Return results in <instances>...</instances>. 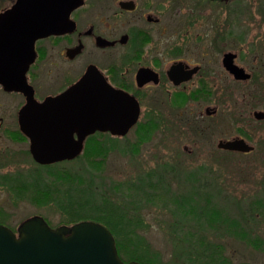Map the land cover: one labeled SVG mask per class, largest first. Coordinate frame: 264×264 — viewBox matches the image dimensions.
Segmentation results:
<instances>
[{"label": "rangeland", "instance_id": "1", "mask_svg": "<svg viewBox=\"0 0 264 264\" xmlns=\"http://www.w3.org/2000/svg\"><path fill=\"white\" fill-rule=\"evenodd\" d=\"M11 2L12 0H0V11L7 9ZM178 7L181 9L183 21H175L174 25L191 31L190 37L196 42L192 46L199 47L195 36L202 33L206 37L208 57H213V53L219 56L222 51L219 50L220 47L225 50L241 48L240 63L248 67L247 50L254 43L261 46L264 41V18L261 17L264 0L235 2L206 0L201 11V6H196L192 17L186 16L187 6ZM175 12L176 15L179 14L177 7ZM200 13L203 15L201 19ZM197 15L200 17L198 18ZM167 22H170L169 18ZM172 25L171 23L169 29ZM231 32H234L235 37L237 36V45L232 44ZM47 67L42 66V77ZM219 67L210 69L208 83L216 91L218 82H221L224 90H227L228 98L223 101L225 103H220V112L211 118H204V122L210 123L212 128L206 138L204 137L205 127L199 119L189 120L183 116L182 121L180 118L169 116L167 113L171 112L170 107L163 103L162 105H166V108L161 109H166V112L158 116L160 120L158 129H151L143 135H137L136 131L131 129L123 137L119 134L118 136L110 133L97 134L87 138L78 156L59 160L52 166L58 169L70 168L72 171L86 172L85 176L92 171L95 182H100L99 185L103 190L109 189L111 181L115 183L134 181L140 174L155 171V174L159 175L163 171L161 173H165L164 178L170 191L185 193L192 188H200L202 192L210 193L211 201L215 202L230 218L238 220L246 234L264 241V120H258L252 115L254 108L263 109V102L258 98L250 99L248 85L240 82L235 86L227 77L221 80L217 75ZM79 73L80 70H77L74 74ZM55 75L54 72L50 74L53 80ZM41 82L43 84V79ZM36 83L39 84V79ZM50 84L52 85L53 82L47 81L41 85L43 88L42 91L39 90L40 93L52 91L50 89L54 87ZM232 89H235L233 93ZM7 97L9 95L0 89V115L6 109ZM210 104L214 105L215 102ZM148 109L151 110L148 105L145 106V110L148 111ZM195 111L193 109L194 113ZM9 120V117L4 116V123L0 126V151L10 150L13 158L7 164L0 166V174L28 175L36 172L39 164L33 159L31 153L26 151L27 144L11 141L2 132V127ZM186 120H189L188 124ZM236 136L243 137L254 145V150L244 153L220 149L217 146L220 138L227 140ZM88 142L91 148L89 153L104 146L108 149L105 159L102 160L101 169H92L88 166L86 156L91 157L89 153L87 155L85 153ZM92 156L97 159L96 161L101 160L100 155L95 152ZM22 159H27V163H23ZM95 163L98 164V162ZM164 167H168L166 172ZM1 182L0 178V212L4 218L0 215L1 223L13 229L20 221L36 215L43 216L52 226L58 223L68 225L64 222L65 216L53 203L38 204L30 200L28 195L18 197L19 194H13ZM96 187L100 188L98 185ZM125 187V185L122 186L123 191ZM115 192L119 191L115 190ZM162 204L164 199L155 198L154 202L140 209L144 224L140 231L144 235L149 253L157 264H185L181 260L183 242L175 237L174 229H190V232L184 235L195 243L202 240L200 245L209 241L222 244L224 254L234 263L264 264V250L247 244L241 237L236 234L231 235L226 230L199 227L194 219H190L183 225L175 224L170 211ZM260 244L264 246V242ZM122 252L124 254V251Z\"/></svg>", "mask_w": 264, "mask_h": 264}, {"label": "flooded vegetation", "instance_id": "2", "mask_svg": "<svg viewBox=\"0 0 264 264\" xmlns=\"http://www.w3.org/2000/svg\"><path fill=\"white\" fill-rule=\"evenodd\" d=\"M205 1L82 0L81 4L70 11L68 23L63 27V31L40 36L34 40V59L23 73L24 83L29 86L28 89L9 90L0 82L2 92L9 95L8 99L6 98V109L0 115V126L4 123V116L10 119L2 127L5 137L11 141L15 140L18 144H27L26 151L30 153L32 139L38 137L40 140L42 134L48 133L49 138L47 137L45 141L51 142L53 153L57 154L59 137L62 139L65 131L66 133L71 131L68 143L72 145L74 140H78L79 132L70 126V121H62L63 113L59 110L62 109L70 115L75 113L80 115L82 110L83 114L88 115L87 111H93L96 101L107 94L109 98L113 96L119 100L121 104L119 109L122 113L126 112L132 98L138 106L137 117L123 134H119L121 131L113 133L109 128H97L86 134L81 139L82 149L87 138L97 134L110 133L117 136L119 134L123 137L131 129H134L137 135L158 129L160 124L158 116L166 112V109H161L166 106L162 105L163 103L170 107L171 112L167 113L169 116L181 120L183 116L189 120L199 119L205 127V132H208L206 134L204 132L206 138L212 128L210 123L204 122V118H211L220 112V103L228 98L227 90H224L221 82H218L216 91L208 83L210 69L219 66L217 75L221 80L227 77L235 86L240 82L248 85L250 99L258 98L263 102V109L254 108L252 115L258 120H264V41L261 46L254 43L247 50L249 59L247 67L240 63L241 48L225 50L220 47L219 50L222 51L219 56L213 53V57H208L206 37L202 33L195 36L199 47L192 46L196 42L190 37L191 31L174 25L175 21H183L178 6H187L186 16L192 17L196 6L200 5L201 11ZM235 1L238 0H233ZM15 3L16 0H12L8 8ZM176 7L178 15L175 12ZM200 16L198 18L201 19L203 15L200 13ZM261 17L264 18V8ZM168 18L170 22H167ZM171 23L173 25L169 29ZM231 35L232 44L237 45V36L235 37L234 32H231ZM16 64L13 59H8L7 64L4 63V69L9 66L4 70L5 73L3 71L4 76L9 78V83L15 81L12 71ZM227 64L242 67L248 73V77L238 78ZM43 65L48 66L44 77ZM17 67L21 71L19 64ZM77 70H80V73L74 74ZM52 72L56 73L54 80L50 76ZM88 75L91 76L88 80H82ZM38 79L39 84L36 83ZM41 79L43 84L47 81L53 82L50 84L54 87L50 89L52 91L40 93L43 88ZM79 82H84L86 86L75 90L70 98L71 105L63 106V103L58 101L55 106H51L50 103L41 106L44 100L65 92ZM23 89H26L28 94ZM234 91L235 89H232V93ZM31 95L37 104L29 100ZM210 102L215 104L211 105ZM37 105L39 107H36ZM147 105L151 110H145ZM100 108L104 112L108 110V106ZM193 109L196 110L195 113ZM256 112L263 114L257 117ZM189 120H186L187 124ZM59 124L64 125L59 127ZM112 129L117 132L116 130L122 127L112 126ZM253 150L254 145L252 150L244 153ZM44 154L54 156L49 152ZM12 156L10 150L0 151V166L7 164ZM27 161L22 159L23 163ZM58 162L59 159H53L41 164L52 166Z\"/></svg>", "mask_w": 264, "mask_h": 264}, {"label": "water", "instance_id": "3", "mask_svg": "<svg viewBox=\"0 0 264 264\" xmlns=\"http://www.w3.org/2000/svg\"><path fill=\"white\" fill-rule=\"evenodd\" d=\"M81 2L82 0H16L12 7L0 12V82L4 88L28 89L29 86L24 83L23 73L34 59V40L40 36L63 31V27L68 23L70 11ZM19 44L24 46L19 47ZM8 59H13L14 64L17 62L12 71V75H15L13 83H9V78L4 76V70H7L9 66L5 69L3 66L4 63L7 64ZM18 64L22 68L21 71L17 67ZM227 67L238 78L248 77V73L242 67L233 64H227ZM90 77L88 75L82 80H88ZM82 86L85 87L86 84L76 83L65 92L44 100L41 106L48 103L55 106L58 101L62 102L63 106L71 105L72 94ZM23 90L26 91V89ZM26 93L28 94L27 91ZM131 99L129 106L124 105L125 113L119 109L121 105L119 100L113 96L109 98L107 94L96 101L93 111H87L88 115L83 114L82 110H80V115L76 113L70 115L62 109L59 110L63 113L64 120L62 121H70V126L79 131L78 140H74L70 145L68 140L71 139L72 133L65 131L64 137L62 139L59 137V151L56 154L53 153L54 148L51 142L45 141L47 137L49 138L48 133H44L40 140L37 137L31 141L30 151L33 158L40 163L53 159L73 158L82 149L83 136L97 128H109L113 133L121 131L119 134H123L133 124L138 114L137 103ZM29 100L37 104L32 99V95ZM102 106H108V110L104 112L100 108ZM261 113L256 112L255 115L259 117ZM59 121L62 122L60 119ZM63 125L59 124V127ZM112 126L122 127V129L114 132L115 129H112ZM217 146L243 152L253 149V145L243 138L219 140ZM45 152L54 156L49 157L48 154H44ZM0 264L143 263L137 260H123L117 252L112 232L100 222L83 219L70 225L60 224L52 227L42 216H31L18 225L16 232L0 223Z\"/></svg>", "mask_w": 264, "mask_h": 264}, {"label": "trees", "instance_id": "4", "mask_svg": "<svg viewBox=\"0 0 264 264\" xmlns=\"http://www.w3.org/2000/svg\"><path fill=\"white\" fill-rule=\"evenodd\" d=\"M89 142L86 144V155L91 149ZM107 151L106 146L94 151L100 155L99 161L92 156L94 152L89 153L91 157L86 156L88 166L92 169H101L102 160L105 159ZM93 160L98 164L92 162ZM36 169V172L28 175L0 174L1 184L9 188L13 194H19L18 197L28 195L30 200L38 204L53 203L65 216V223L70 224L81 219L101 222L112 232L118 254L124 260H127L125 258L127 257L144 264H157L149 253L144 235L140 231L144 225L140 209L154 202L155 198L164 199L162 205L170 211L175 224L183 225L190 219H194L199 227L226 230L231 235L236 234L241 237L247 244L264 250V246H260V243L263 244L264 241L246 234L238 220L230 218L215 202L211 201L210 193L202 192L200 188H192L185 193L170 191L164 178L165 173L162 174L163 171L159 175L155 174V171L140 174L134 181L118 183L111 181L109 189L103 190L99 185L100 182H95L93 172L90 170H88L90 174L87 173L85 176L86 172L72 171L70 168L58 169L51 165H38ZM166 169L168 167H164L165 172ZM123 185L126 186L125 191L122 190ZM0 215L2 216V212ZM3 219L1 220L4 221ZM182 230L174 229L173 234L178 241L183 242L181 260L185 264H251L249 262L234 263L224 254L222 244L209 241L200 245L202 240L195 243L184 235L190 232V229L183 232ZM181 233H183L182 236Z\"/></svg>", "mask_w": 264, "mask_h": 264}]
</instances>
